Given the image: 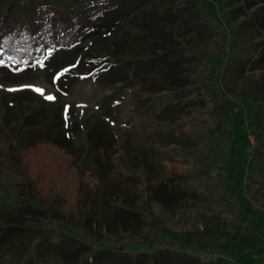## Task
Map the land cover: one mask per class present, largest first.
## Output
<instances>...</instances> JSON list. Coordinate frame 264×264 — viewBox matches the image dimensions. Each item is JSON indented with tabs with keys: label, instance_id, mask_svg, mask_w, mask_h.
<instances>
[{
	"label": "rangeland",
	"instance_id": "obj_1",
	"mask_svg": "<svg viewBox=\"0 0 264 264\" xmlns=\"http://www.w3.org/2000/svg\"><path fill=\"white\" fill-rule=\"evenodd\" d=\"M170 2L199 7L204 22L213 30L211 38L204 44L194 42L197 35L186 33L187 26L173 28L176 18L165 16L161 9L159 14L151 8L148 12L142 7L146 0H127L124 9L108 16V30L99 38L105 40L95 49L135 52L147 34L178 48L182 47L180 35H185L187 45L194 39L191 46H195L197 58L189 68L183 67L182 77L190 73L191 81L187 84L191 88L181 91L179 104H186V115L178 122L160 119L164 116L158 115L136 118L130 108L136 98L151 94H144L143 90L159 93L167 83L174 85L178 80L174 78L179 77L176 74L172 78L169 73L157 75L153 71L136 78L131 72L115 68L80 83L85 85L84 90L79 84L72 83L70 87L64 71L50 69L40 74L31 70L0 71V210L16 213L34 200L28 196L26 182L12 160L18 151L11 147L15 138H19L21 148L47 140L48 135L56 140L62 133L76 142L75 134L83 133L90 124V130L98 133L97 141L110 145L124 136L131 150L141 155L132 167L134 179L126 184L127 191L137 192L139 201L132 207L113 199L108 200L109 205L119 214L146 211L151 217L150 224L139 222L134 228L129 227L127 233L116 230L106 233L104 222L98 238L92 237L95 234L92 225L96 222L86 225L85 230L81 227L66 230L93 247L82 254V262L100 257L99 250L120 248L123 243L130 244L125 251H150L149 244L156 235L170 231L176 235L194 233L214 246L206 247L202 256L220 255L233 264H264V125L259 126L256 117L260 105H264V91L259 94L264 69L248 70L242 79L221 72L236 46L249 43L247 36L237 32L240 21H233L229 14L239 6V0ZM180 60L184 66L189 59ZM166 65L174 69L172 64ZM49 96L54 99H47ZM21 124L25 128L20 131ZM179 133L182 135L179 143H169ZM72 139L68 147L74 151L77 146ZM79 144L82 146L85 141L81 139ZM101 157H106L104 149ZM86 176L95 185L94 177ZM177 177L187 179L199 195L196 194V199H179L176 204L162 206L156 200L172 199V184L179 181ZM37 206L46 208L39 202ZM107 206L103 205L104 211L113 214L114 210ZM96 212L94 217L100 218V210ZM50 227L57 233L62 228L54 222ZM142 236L149 241L141 240ZM16 241V234L7 242L1 241L0 264H13L4 262V256L15 247ZM47 259L50 258L36 251L24 264H49Z\"/></svg>",
	"mask_w": 264,
	"mask_h": 264
},
{
	"label": "trees",
	"instance_id": "obj_2",
	"mask_svg": "<svg viewBox=\"0 0 264 264\" xmlns=\"http://www.w3.org/2000/svg\"><path fill=\"white\" fill-rule=\"evenodd\" d=\"M126 1L0 0V71L31 70L37 74L64 71L70 87L72 83L79 84L84 90L85 85L80 83L94 80L115 68L131 72L136 78L144 72L149 74L153 71L157 75L169 73L171 77L176 74L179 77L174 78L178 79L174 85L167 83L165 90L159 93L143 90L144 94H151L136 98L130 108L136 118L158 115L164 116L160 119L178 122L186 115V104L180 105L181 91L191 88L187 84L191 81L190 73L182 77L183 67L189 68L197 58V50L194 45L191 46L194 39L187 45L185 35H180L182 47L178 48L147 34L139 45L141 48L135 52L120 50L115 53L108 49H95L100 41L105 40L104 37L99 38L108 30V16L124 9ZM152 1L146 0L142 7L149 9L148 12L155 9L157 14L161 9L160 13L176 18L173 28L187 26L186 33L197 35L194 42L204 44L211 38L213 30H209L204 22L199 7L193 8L192 3L176 5L170 0H162V3ZM229 14L233 21H240L237 32L247 36L249 43L236 46L237 50L228 56L221 72L233 79H242L248 70L264 69V0H239V6ZM258 39L261 41L256 43ZM183 57L189 59L184 66L180 60ZM167 63L172 64L174 69L168 68ZM184 82L183 87L179 86ZM262 91L264 84L260 85L259 94ZM256 114L259 126L264 125L263 104ZM89 126L87 124L83 133L75 134L76 142L62 133L63 137L56 140L48 135L47 140L26 148L19 146V138L11 144L18 150L12 158L14 165L26 182L28 196L36 202L30 200L16 213L0 210V244L18 235L15 247L4 256V262L24 264L37 251L50 258L46 261L49 264H233L220 255L202 256L206 247L214 246L203 242L196 234L176 235L170 231L157 234L149 244L150 251H125L130 244L123 243L120 248L99 250L100 257L82 262V254L92 251L93 247L66 230L80 227L85 230L86 225L96 222L92 225L95 229L92 237L98 238V230L104 222L107 223L106 233L113 230L127 233L129 227L134 228L139 222L150 224L151 217V214L144 213L146 211L119 214L114 206L109 205L108 200L113 199L132 207L139 201L137 192L127 191L126 184L134 179L132 167L136 166L141 155L131 150L124 136L110 145L97 141L98 133L91 131ZM18 128L21 131L25 125L21 124ZM181 136L180 133L175 135V140L169 143L178 144ZM69 139L77 146L74 151L68 147ZM81 139L85 141L82 146L79 144ZM101 149L105 150V158L101 157ZM145 159L150 160L149 157ZM86 175L94 177L95 185L88 181ZM177 178L179 181L172 184V199L161 197L156 200L162 206L176 204L179 199H196V194L199 195L187 179ZM37 202L46 208L37 206ZM105 204L107 209L114 210L113 214L108 213L109 217L103 209ZM97 209L100 210V218L94 217ZM53 222L62 226L59 234L50 229ZM56 237L58 241H55ZM141 240L148 242L149 238L142 236Z\"/></svg>",
	"mask_w": 264,
	"mask_h": 264
},
{
	"label": "snow or ice",
	"instance_id": "obj_3",
	"mask_svg": "<svg viewBox=\"0 0 264 264\" xmlns=\"http://www.w3.org/2000/svg\"><path fill=\"white\" fill-rule=\"evenodd\" d=\"M37 91H40L39 89H37ZM47 99H49V100H53L54 99V97H51V96H49V97H47Z\"/></svg>",
	"mask_w": 264,
	"mask_h": 264
}]
</instances>
